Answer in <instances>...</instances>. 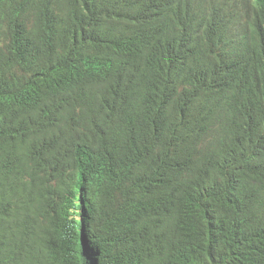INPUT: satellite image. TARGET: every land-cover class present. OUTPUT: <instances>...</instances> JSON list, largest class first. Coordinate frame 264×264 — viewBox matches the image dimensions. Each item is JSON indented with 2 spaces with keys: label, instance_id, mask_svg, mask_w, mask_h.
<instances>
[{
  "label": "trees",
  "instance_id": "obj_1",
  "mask_svg": "<svg viewBox=\"0 0 264 264\" xmlns=\"http://www.w3.org/2000/svg\"><path fill=\"white\" fill-rule=\"evenodd\" d=\"M0 264H264V0H0Z\"/></svg>",
  "mask_w": 264,
  "mask_h": 264
}]
</instances>
